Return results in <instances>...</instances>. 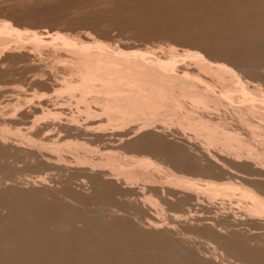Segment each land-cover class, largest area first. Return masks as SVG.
Returning a JSON list of instances; mask_svg holds the SVG:
<instances>
[{"label":"bare ground","instance_id":"1","mask_svg":"<svg viewBox=\"0 0 264 264\" xmlns=\"http://www.w3.org/2000/svg\"><path fill=\"white\" fill-rule=\"evenodd\" d=\"M205 1L195 13L194 1L183 3L185 17L180 2L169 4L180 18L175 10L155 14L184 20L168 17L165 26L179 25L169 28L175 38L166 48L0 23L3 52L28 42L33 53L51 45L68 54L51 57L60 75L41 70L33 81L76 103L73 112L39 98L33 134L48 143L31 148L15 130L28 140L23 147L0 129V171H15L8 159L23 154L45 173L27 183L42 190L26 193L14 172L0 179V264H216L223 252L239 264H264V82L256 79L264 73V0ZM198 10L205 15L197 20ZM239 16L263 17L247 27ZM183 36L192 42L178 48ZM53 174L60 191L45 186ZM73 184L91 196H76Z\"/></svg>","mask_w":264,"mask_h":264},{"label":"rangeland","instance_id":"2","mask_svg":"<svg viewBox=\"0 0 264 264\" xmlns=\"http://www.w3.org/2000/svg\"><path fill=\"white\" fill-rule=\"evenodd\" d=\"M133 1H135L136 3L133 2ZM193 1L195 2L196 0H193ZM198 1H197V3L196 2L195 3L194 2L192 3L189 0V3L190 4L189 3L188 4L190 6L192 4H193V6L196 5V4L199 5V2L200 3L201 2L203 3L205 0H203V1L200 0L199 2ZM214 1L216 2L217 0H214ZM224 1H227V0H220L219 2L222 3ZM140 2H142V3H140ZM176 2L177 3L180 2L179 4L182 7L179 5V9H181L183 11L179 10L178 8H177V10L183 12L182 13L183 14L182 16L185 17L186 14H184V13H186V12L188 13L189 11H186V10L184 11L183 8L184 7H185V9L187 8V6H184V5L187 4L186 2H188V0H167V1L166 0H162V1L161 0H158V1L157 0H153V1L152 0H132V2H131V0H41L40 4L38 6L33 5L32 4V0H0V23L2 21L3 22L4 21L5 22H8L9 24L11 23V25L14 28L20 29V30H25L24 32H27V31H29V32H32V31H41V30H45V29H48V28L50 29V27H51V29H54L55 30L57 28L56 31H59L61 33L71 34V35H76V33L77 34H81L82 33L81 31H83V32L86 31L89 34L90 33L93 34L91 37H95L96 38V36H97V38L102 39V40H104L105 38H106V40L107 39H109V40L113 39L112 41H109V42H115L116 43V41H118V42L121 43L123 40H125V43L126 44H127V41H129L133 45L137 44V45L141 46L142 44H144L143 46L145 47V44H146V47H154V46L156 47L157 46V47H161V48H164V47L166 48V45L167 44L172 43L174 41V39H172V38L175 35V33L170 32L171 30L169 31V28H171V27H173V28L175 27L176 28L180 24L179 22L182 21V18L179 19L180 21L178 19H176L177 18L176 16L178 14L177 12H179V11L176 10V8L174 10L176 11L177 14L175 13V15L173 16L175 18H172L170 16V15H173L174 14V12H173L174 10L172 11V8L175 7V5H176V7H178V4ZM181 2H182V4H181ZM205 2H208V1H205ZM157 3H160V4H157ZM183 3H186V4H183ZM139 4H142V5H139ZM166 4H168V5L170 4L171 6L173 5V7L170 8L171 6L169 5V8H168V5H166ZM21 5H24V6H21ZM121 6H122V8L124 6V8H123L124 10L121 8ZM163 6H165V7H163ZM193 6H191V7L193 8ZM158 7H161V8H158ZM196 7L194 6V8H193L194 11L191 10V11H193V13H195V11H196L195 8ZM230 7H232V6L230 5L228 8H230ZM130 8H131V10H130ZM143 8H145V9H143ZM166 8L168 10H165ZM190 8H188V9L190 10ZM61 9H62V13H61ZM146 9H148L147 10L148 12H146ZM155 9H157V10H155ZM85 10H87L89 12V14H88L87 11H86V13L83 12ZM128 10L131 11V12H129ZM151 10H153V12ZM57 11L59 12V14H57L58 13ZM161 11L162 12L163 11H166L165 13H167V11H169L171 13V11H172L173 14L168 13L170 15H167L166 14L165 16H167V17L161 16L160 18H162V19H159L158 18L159 17L158 14H157L158 17L155 16V14L156 13H159ZM198 11L196 13L199 14L200 11L199 12ZM149 12H151V13H149ZM50 13L52 15H54V16H51ZM53 13H55V14H53ZM124 13H125V15H124ZM163 13H160L159 15H162ZM193 13H192V16H193L192 18L195 19V14L193 15ZM201 13H200V16L198 14L196 15V19L198 17H202L203 14L205 15V13H203V11H201ZM128 15H130V16H128ZM148 15H151V16L147 17ZM180 15H181V13L179 12V14H178V17L179 18H180ZM47 16H49V17L47 18ZM108 16H109V18H110V16H112V18L111 19H108ZM143 16H146V17L144 18ZM52 17H54V18L57 17V18H55L56 19L55 20ZM105 17H106V19H105ZM141 17L145 21L144 23H143ZM151 17H155V18L157 17L160 22L165 21V22H162L161 23L162 26H163V24H164V26L166 24L168 25L169 24L168 23L169 22L168 20H170L171 18L172 19L170 20V22L173 20V21H175L177 23V21H178L179 24H176V23L172 22L176 26L175 25H171V23H170L171 27H168V26H165V28L164 27L163 28L160 27L162 29H167V27H168V31L167 30L160 31L162 29H160V28H159V30L157 29L158 26H161L160 25V22L158 21V19H154V18H151ZM252 17L253 16H251V17L248 16V19H246L247 16H243L242 18L239 16V17H237L238 19L235 18V20L236 21H240V24L243 25V23L241 22V20H239V19H242V21L245 22L244 23V26L247 25V27H248V24L250 22L249 23H246V21L247 22L248 21H251L252 22L253 20H255V21L257 20V22L258 21L259 22H262V19L261 18L263 16L259 18L260 20L255 19L254 17H253L254 19L251 20ZM114 18H116L117 20L114 19ZM121 18L123 19V21L121 20ZM256 18H258V17H256ZM174 19H176L177 21L174 20ZM244 19H246V20H244ZM119 20L121 22L120 25L117 24ZM126 20H127V22H126ZM113 21H115V22H113ZM135 21H136V23H135ZM166 21H167V23H166ZM93 22H94V24H93ZM124 22H126V24ZM147 22H148V24H147ZM182 22L184 24V20ZM16 23H17V25H16ZM150 23H152V24H150ZM86 24H88V25H86ZM95 24H96V26L97 25L99 26V27L97 26V29L95 28L96 27ZM145 24H147V25H145ZM157 24H159V25H157ZM261 24H262V26L264 25V23H261ZM91 25H93V26H91ZM156 25H157V28L156 29L158 31H156V29H155ZM47 26H49V27L47 28ZM52 26L55 27V28H53ZM153 29H155V31ZM145 30L146 31L148 30V31L145 32ZM140 31H141V33H140ZM159 31H160V33H159ZM172 31H175V30L172 29ZM99 32H101L102 35ZM104 33L105 34L107 33V34L104 35ZM122 33L125 36V38L122 35ZM142 33H143V35H142ZM99 34L102 37H104V38H101V36ZM170 37H171V39L173 41L170 39ZM128 38H129V40H128ZM131 38H132V40H135L136 42L135 41H132ZM174 38H175V36H174ZM183 38H184L185 41H182ZM183 38L180 39V43L177 44V45H179L178 48L179 47H182V46H185L186 45V41L192 42L191 40H189L191 38L188 37V36H183ZM187 38H189V39H187ZM181 41H182V45H181ZM118 42H117V44L119 45L120 43H118ZM24 44L25 45L22 46L23 48L22 47L19 48L20 50L19 49H15L11 44H10V49L9 50H6V51L4 50V52L2 50H0V54H1L0 55V66L2 65L1 66L2 68H0V98L2 97L0 99V103L2 102L0 104V129H7V130H9V132L7 133V141L8 142H15V143H18L19 142L18 144L22 143L21 145L23 147H25L26 143H28L27 142L28 140L27 139H22V138L17 137L16 135L13 134L15 132V130H19L22 135H27V137L30 139L29 140V142H30L29 144H31V146H32V147L31 146L30 147L33 148V145H37L36 143H38V144L41 143V142L42 143H48V142H45L43 140V138H42L43 135L42 134H41V136L38 135L39 137L38 136L36 137L33 134V132L35 130H37V128H36L37 127V124H39V122H41V120H39V121L38 120H35V118L36 117L38 118V116H40L41 114H39V115L37 114L35 116V118H33V113H32L33 112V107L34 106H37L36 105L37 102H40V100L42 101L43 99H45V101H43V102H46V99H47V104L50 102L49 105L53 104L55 106V104L57 103L55 107L59 108L62 105V106H64L63 108L72 110L73 112L76 111V103H75L74 99L69 98L67 95H65V94H58V93L54 92L53 90H52L53 91L52 92L51 89H48L47 86H44V85L42 86L41 83H36L37 80H35L36 82L33 81V79H34L33 76H35L37 74H39L38 75V77H39L42 74L43 75L44 74H47V72L48 73H51V75H53V76H51L50 74H48V79L49 78L51 79V78H54V76L56 74L61 73L59 71L61 69V67H60L61 64L60 65L53 64L52 63L53 62L52 61L53 58H51V57H52V55L61 56V55H66L67 53L65 54L64 52L57 51L51 45L50 46L46 45V46H43V47H40V48L38 47L37 50L33 53V50H34L33 47L34 46L32 45V43L29 44L27 42V43H24ZM11 46L13 48H11ZM143 46H141V47H143ZM182 48H180V49H182ZM17 50H19V52H17ZM37 53H39V54H37ZM33 54L38 55V58H39V56H41V57L38 59V58H36L37 56L35 57ZM33 57H35V59H38L36 62L40 61L41 58L43 59V63H42L43 65L42 66H43L44 69L41 66H39V65H41V61H40V64L38 62V65H37V63H35V59ZM33 63L36 64L39 68L36 67L37 68L36 69L35 66L33 67V65H32ZM3 68H5V69H3ZM58 68H60V69H58ZM2 70H4V73H3ZM9 70L10 71L12 70V72H13V73L10 72V73H12L11 75H10V73L8 75ZM41 70L43 72L42 74L40 72ZM43 70H45V71H43ZM57 71H59V73H57ZM61 71H62V69H61ZM261 71H262V73L264 72L263 70H261ZM52 73H55V74H52ZM49 75H50V77H49ZM258 75H260L259 78H257ZM46 78H47V75H46ZM256 79H258L257 81H261L259 83H263L264 82V73L263 74H261V72L260 73H257ZM34 83H36V84H34ZM33 84H34V86H33ZM11 86H14V87H11ZM8 87H10L11 89L13 88V92L14 93L11 91V89H9L10 92H8V90H7ZM39 98H40V100H39ZM41 98H43V99H41ZM15 104H17L18 106H15ZM24 112L27 113V115L29 117L28 116H24L23 115ZM75 115H77V114L75 113ZM33 122H36L35 123L36 124V127L33 124ZM33 126H34V128H33ZM166 126H168V125H166ZM170 126L172 128L173 125L170 124ZM49 133H52V131H50ZM27 147H29V146H27ZM22 155L23 154H21V156L19 158H18V156H17V158L14 157L17 160H13L14 158H11V157H10L11 159H8L9 162H11V161L13 162L14 161L13 162L14 163V166H15L14 168H15V171H17V172L14 171L13 167L11 169V168H8L7 167L8 165L7 166H3V167H7V168H5V170L7 169L6 170L7 173L10 172V171L11 172H14V176H15L14 180L15 181L13 180L14 183L11 180L9 182L10 183L12 182L13 184H15V182L17 183L18 181L19 182L21 181V185H22L23 189L25 188L23 190L25 193H26V190L29 191V189L30 190H42V188L39 187V186H37V185H31V184H27V183H29L28 180H30V179L33 181V179H34L33 177L34 176L35 177L37 175L43 176V174H45V173L42 172L43 171L42 169L40 170L38 168L37 169L36 168L35 169L33 168V157L32 156L31 157H28V156L25 157V156H23V158H24L23 159L22 158ZM13 163H12V166H13ZM9 169H11V170H9ZM5 170L3 168V170L0 171V179H4L3 176H6L7 175L6 172H5ZM48 176L49 177L46 179V182H48V184L46 183V185H45L46 188H47V190L50 188L48 191H53V190L60 191L61 190V185L58 183V181H59V178H57L58 176L56 174H53L51 176L48 175ZM21 178H23V179H21ZM28 178H30V179H28ZM54 178H56V179H54ZM24 179H26V181L25 182H22V180L24 181ZM48 179H49V181L51 183L48 181ZM1 183H0V185H1ZM50 184H51V187H50ZM24 185L26 187H24ZM0 187H1L0 188V192H1L4 189H3L2 186H0ZM58 187H60V188H58ZM1 189H3V190H1ZM72 189H73L74 194L76 192V194H75L76 196H79V197H82V198H88L92 194L90 188L89 187L87 188L86 186H80V185L73 184ZM17 191H18V189H17ZM53 192H55V191H53ZM45 198H47V197H45ZM74 201H76V202H74ZM74 201L72 200L71 203H74V205L76 204L77 207L81 206L77 202V201H79L78 199H76ZM89 208H91V207H89ZM225 254H227V253L226 252L225 253L223 252V255L225 256L224 257L225 261H223L224 259L223 258L221 259V257L219 255H218L219 257H217V256L214 257L213 256L215 258V260H218L217 261L218 263H216V264H232V263L233 264H239V262L236 261L233 258L228 259Z\"/></svg>","mask_w":264,"mask_h":264},{"label":"snow or ice","instance_id":"3","mask_svg":"<svg viewBox=\"0 0 264 264\" xmlns=\"http://www.w3.org/2000/svg\"><path fill=\"white\" fill-rule=\"evenodd\" d=\"M41 0H32V4L38 6L40 4ZM24 6V5H21Z\"/></svg>","mask_w":264,"mask_h":264}]
</instances>
